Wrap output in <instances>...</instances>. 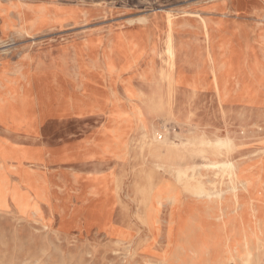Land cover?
Returning <instances> with one entry per match:
<instances>
[{"label": "rangeland", "instance_id": "1", "mask_svg": "<svg viewBox=\"0 0 264 264\" xmlns=\"http://www.w3.org/2000/svg\"><path fill=\"white\" fill-rule=\"evenodd\" d=\"M249 1L0 0V144L4 148L16 145L21 151L22 147L33 146L24 151L36 161L19 168L13 160L0 157V264H215L224 253L246 251L248 246L257 251L253 263L264 264V105L246 100L237 80L228 85L226 82L218 91L212 88L202 96L189 97L184 92H167L163 78L167 72L175 74L162 60L169 15L177 20L199 12L211 19L216 32L221 28L226 37L242 30L259 37L264 35V0ZM38 8L44 10L48 20L41 29ZM61 8H76L79 17L56 21L54 13ZM142 17L148 22H140ZM3 18L12 19V26H3ZM177 27L187 69H177L179 78L171 83L176 86L192 69L212 72L205 32L197 26ZM118 35L122 38L115 45V63L107 65L108 53L113 54L111 42ZM254 43L264 61V42ZM89 47L94 50L92 53ZM159 68H164L163 75ZM44 74H49L54 84L60 79L65 86L76 87L82 86L86 76L100 75L101 83L113 96L106 92L92 99L78 89L34 92L33 84ZM124 81L139 87L155 85L163 103L158 101L152 112L145 110L147 92L141 94L140 102L129 103L126 94L120 92ZM92 91L97 92L96 86ZM261 91L256 94L264 98ZM217 92L226 93L222 96L223 105ZM112 99L115 104H110ZM51 102L70 104V114L47 116L38 128L32 126L29 131L21 132L13 126L18 116L28 112L39 115L40 109ZM181 103L186 107L182 109L185 114L178 109ZM112 108L125 118L120 124H134V134L141 126L151 133L152 120L159 129L165 127L181 137L197 136L198 129H206L213 138L230 133L236 138L232 157L249 165L257 183L250 189H240L238 194L229 190L218 203L199 201L181 189L175 209L166 204L160 207L154 229L140 220L138 214L144 209L132 193L125 197L123 205L116 207L115 223L132 233L128 243L117 244L96 230L87 232L84 228L63 233L59 216L79 221L90 203L92 194L82 193L85 180L122 176L139 167V153L128 165L115 168L113 157L99 150L97 141ZM206 119L207 125L200 126L201 120ZM122 131L119 127L117 133ZM175 145L173 140L167 147ZM45 149L47 153L55 151L68 157L69 164H46ZM208 150L217 152L215 158L221 162L230 157L225 146ZM196 158L197 163L206 162L201 156ZM213 172L208 178L220 180L224 187L229 185L222 170L216 171L218 175ZM161 173L174 180L170 172ZM122 209L125 214L120 215ZM145 245L149 251L143 249ZM186 246L192 249L190 253L185 252Z\"/></svg>", "mask_w": 264, "mask_h": 264}, {"label": "bare ground", "instance_id": "2", "mask_svg": "<svg viewBox=\"0 0 264 264\" xmlns=\"http://www.w3.org/2000/svg\"><path fill=\"white\" fill-rule=\"evenodd\" d=\"M241 1L242 0H238V3ZM2 10L3 8L0 7V12H2ZM240 10H243V8ZM37 14L38 20L40 21L38 22V29H41L48 20L45 19V12L43 9L38 8ZM191 14L192 16L183 15L177 20H175L176 17L172 14L166 18V24L169 31L165 40V57L162 58V60L169 64L168 68L171 67L175 71V74L170 75V73L167 72L163 75L165 72L164 68H159L163 78L167 81V92H171L173 94L184 92L183 94H187L189 97L194 96L195 92L199 94L200 92H206L212 88H215L218 91L222 85L226 86V82L227 85L230 84V82L226 79L227 76L225 74L219 75L217 72L219 66L217 64V50L215 48L209 49L212 60L209 67L212 72L196 73L192 69L191 72H188V75L185 78L180 77L184 80L182 84H177V86L176 84H171L179 78L177 76L178 68L183 67L187 69V66L185 65L187 61L183 59L185 48L179 43L178 39L180 30L177 25L181 24L186 28H190L191 26L199 27L200 30L205 32L206 38L209 41V46L214 40V36L210 32V28L214 27V23L211 19L206 18L199 12ZM78 17L79 12L76 8H61L60 10L57 9L54 13V18L58 22L68 21ZM139 20L142 23L148 22V18L146 17H142ZM11 22L12 19L8 21L7 18H3L2 20L3 26L6 27H11ZM22 31L27 34L31 33V31L26 28H22ZM263 37V34L259 37H255L254 42H259V40L264 39ZM121 38L122 37L118 35V37H115V40L111 42V51L113 54L110 55V53H108L105 61L107 65H114L115 57L118 54L115 45L119 40H121ZM253 46L252 59L254 62L251 63V69L263 77L261 85L264 89V61H260V52L259 49L256 48L255 43H253ZM89 50L91 53L94 51L90 47ZM237 71L241 73V75L238 74L237 77L244 74L243 69H237ZM100 78V75L99 77H96L95 74L92 76L89 75L88 77L86 76V80L82 86L76 87L75 85L65 86L60 79L57 80V84H54L51 76L49 74H44L41 78H38V82L33 84L32 90L34 92H69L68 90L78 89L80 92H86L87 94H85L87 97L92 98V96L96 97L106 95V86L101 83ZM235 83L240 89L244 90V98L246 100L259 102L264 105V98L256 94V92L259 91L257 82L255 84L251 80L240 81L239 79ZM122 84L123 90H120V92H124L126 94V99L129 103H131V101H139L141 99V94L144 92H147L148 94L145 100L147 104L144 106L145 110H150L152 112L155 108H157L158 101L163 103V99L159 98V95H157L158 90H156L155 85L152 87L148 85L145 87H139L133 85L131 81H124ZM94 86H96L97 92L92 91V87ZM217 93L219 96V102L223 105L222 96L226 93ZM110 102V104H115L113 99L110 100ZM170 108L175 110L172 106ZM179 108L180 110L183 108L186 109L182 103L178 106V109ZM185 109L184 111L182 110V113L184 114L186 113ZM108 113L109 114L105 120L107 123L104 125L105 130L99 136L97 141L99 150L104 154H108L113 157L115 168H123L126 164L128 165L134 154L136 155L139 153L141 158L140 163H138L139 167H134L129 174L124 173L122 176L113 175L111 177L110 175H105L96 179L85 180V182H83L82 193H85L86 196L92 194L90 203L87 204L88 206L79 221L70 220L63 214L59 216V229L63 233H71L74 228H84L87 232L96 230L98 233L106 235L117 244L128 243L130 238H132V233L130 230L115 223L117 221L116 207L118 205H123L125 197H129L132 193L136 195L137 200L142 206L141 208L144 209L142 213L138 214L140 220L145 226L154 229L160 207L166 204L168 207H171L172 210L175 209L177 207V203L179 202L181 189L182 191L187 192L190 197L199 201H206V203H218L224 200L229 190L234 193L237 192L238 194L240 189H250L257 183L253 173L250 171L249 165L244 161H240L235 157H232L234 151L233 140L236 138L228 132H226L224 136L216 135V137L213 138L211 137L210 132L206 129H198L197 132L201 133L200 135H198L199 133H196L197 136L191 135L181 137L180 135H177V133L174 135L171 134L165 127L164 130L159 129V126H157V124L152 120L150 123L151 133L144 130V127L141 126L138 127L140 128V131H138L137 134H134L132 133L135 128L133 123L123 122L120 124V122L124 121L125 118L122 116L119 117L115 113L114 108H112V110L109 109ZM69 114L70 104L58 105L51 102L40 109L39 115L38 113L29 114L28 112L23 117L19 118L18 116L17 122L14 121L13 126L21 132H24L25 129L29 131L32 126L34 128H38V123H40L47 116H66ZM189 115L191 116V114ZM119 127L124 129L121 134L117 133ZM173 140L176 145L168 148L167 144L171 143ZM199 140L201 142H197ZM185 142L186 144H183ZM1 146L2 144H0V147ZM224 146L227 148L230 156L228 160L224 162L215 158V154L217 152L215 153V151L211 152L208 150L209 148L210 150L211 148L221 149ZM32 147H22V151L20 150L21 147L16 145L7 148L1 147L0 157L5 161H8L7 159L13 160L15 163H18V167L21 168L25 166L26 162L36 163V161L31 160V155L25 154L24 151L25 149L28 150ZM50 153H47L45 149L46 164H69V161L67 160L68 157L65 158L55 151ZM197 155L205 158L206 162L197 163V161H199L196 160ZM161 170L170 172L173 175L174 180L172 181L163 177ZM211 170L215 171L213 172L214 175L219 174V172L217 173L216 171L222 170V174L228 177L229 185L224 187L220 180L208 178ZM112 173L115 174V171ZM121 214H125L124 209L120 211V215ZM169 241H172V239L170 238ZM143 249L149 251V247L146 245ZM191 251L192 249L190 250L186 246L185 252L190 253ZM256 253L257 251L249 246L246 251H241L239 253L229 251L224 253L219 258L218 263L215 264H233L232 261H234L235 264H254L253 258L256 257Z\"/></svg>", "mask_w": 264, "mask_h": 264}, {"label": "crops", "instance_id": "3", "mask_svg": "<svg viewBox=\"0 0 264 264\" xmlns=\"http://www.w3.org/2000/svg\"><path fill=\"white\" fill-rule=\"evenodd\" d=\"M210 32L214 36V40L209 46L210 48H215L217 50V64H218V74L219 75H226V79L229 82H233L234 80H251L255 81L259 85V90L262 89L264 92L262 86H261V81L263 80V77H261L259 74L255 73V71H252L251 69V63L254 62L252 59V50L254 48L253 43H254V36H250L247 34L245 31H240V34H233L228 37L226 35H223L221 33V28L220 32L215 31L214 27L210 28ZM259 42H264L263 39L259 40ZM260 61H263L262 59V54L260 52ZM241 66V67H240ZM237 69H243L244 74L242 76L237 77L236 75L240 74V72L237 71ZM207 70V69H206ZM205 70V72H206ZM194 72H204L202 70H196ZM236 78V79H235ZM261 91V92H262ZM108 96L112 97L113 93L107 92ZM206 92H200L199 94L195 92L194 96H202ZM117 94V92H116ZM114 95V97L116 96ZM210 121H213V118L208 117ZM200 120V119H199ZM207 119L206 120H201V123L204 125L200 126L204 127L207 125Z\"/></svg>", "mask_w": 264, "mask_h": 264}]
</instances>
